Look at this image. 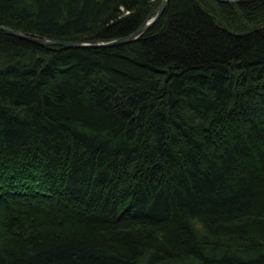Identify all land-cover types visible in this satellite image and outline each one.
<instances>
[{
	"label": "trees",
	"instance_id": "obj_1",
	"mask_svg": "<svg viewBox=\"0 0 264 264\" xmlns=\"http://www.w3.org/2000/svg\"><path fill=\"white\" fill-rule=\"evenodd\" d=\"M161 0H0L110 40ZM0 264H264V0H169L116 45L0 29Z\"/></svg>",
	"mask_w": 264,
	"mask_h": 264
},
{
	"label": "water",
	"instance_id": "obj_2",
	"mask_svg": "<svg viewBox=\"0 0 264 264\" xmlns=\"http://www.w3.org/2000/svg\"><path fill=\"white\" fill-rule=\"evenodd\" d=\"M220 1H227V2H234L239 0H220ZM168 0H161L159 6L155 10V13L152 18H146L143 22H141L133 31L128 34L110 39V40H97V39H90V40H67V39H56L50 37H40L35 36L26 32H23L18 29H14L8 27L6 25L0 24V29L7 31L10 34L16 35L18 37L33 41L37 44H58L63 47H89V46H109V45H116L123 42H127L137 38L141 35L148 26H150L154 21L158 19V17L163 12L165 6L167 5Z\"/></svg>",
	"mask_w": 264,
	"mask_h": 264
},
{
	"label": "bare ground",
	"instance_id": "obj_3",
	"mask_svg": "<svg viewBox=\"0 0 264 264\" xmlns=\"http://www.w3.org/2000/svg\"><path fill=\"white\" fill-rule=\"evenodd\" d=\"M169 1V0H168ZM220 1V0H219ZM161 2V1H160ZM225 2H227V1H225ZM154 13H155V11H153V13H151V15L148 17V18H152L153 17V15H154Z\"/></svg>",
	"mask_w": 264,
	"mask_h": 264
}]
</instances>
